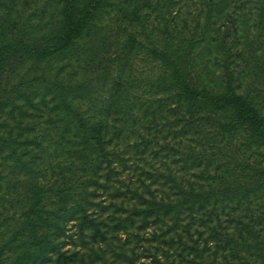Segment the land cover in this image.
Instances as JSON below:
<instances>
[{
	"label": "trees",
	"instance_id": "trees-1",
	"mask_svg": "<svg viewBox=\"0 0 264 264\" xmlns=\"http://www.w3.org/2000/svg\"><path fill=\"white\" fill-rule=\"evenodd\" d=\"M51 2L44 31L0 44V114L20 110L0 131V264H264V113L236 65L264 77V0ZM124 4L162 21L151 95L96 49L68 56ZM12 57L37 65L7 80Z\"/></svg>",
	"mask_w": 264,
	"mask_h": 264
},
{
	"label": "rangeland",
	"instance_id": "rangeland-1",
	"mask_svg": "<svg viewBox=\"0 0 264 264\" xmlns=\"http://www.w3.org/2000/svg\"><path fill=\"white\" fill-rule=\"evenodd\" d=\"M53 2L51 0H0V44L1 39L5 37L3 31L16 32L18 30H24L25 28V30H31L32 32L44 31L48 21H50V16L53 11L51 4ZM123 6L132 9V12L129 11L128 13L123 11L121 13L113 9L107 10L103 17L99 16L95 22V26L90 28L83 38L73 46L72 50L68 52V56L71 57L86 49L88 50L87 56H93L92 51L96 49L98 51L96 55L99 56V63L108 65L104 74L105 76L111 75L113 80L117 81L121 76L123 77L128 69L130 73H128L129 76L126 78L129 80L136 78L133 90L140 91L146 89V95H151L149 93L151 91L149 90V86L138 88L137 84L139 82L151 84L147 80H155V78L161 75L160 64L147 56L148 50L144 47L145 44L149 43L151 37L159 38L160 35H155L156 33H154L148 38L144 30L148 25L151 30H154V28L158 27L161 19L157 18L155 21L151 20L150 22L145 17L146 13L143 12V14L139 13L143 17V19L141 18L139 20L137 19L139 16L133 13V11L137 12L133 5L124 4ZM226 32L224 31L223 36L227 35ZM122 54L124 56L121 58L120 55ZM127 55L131 57L124 67L122 62L121 64L118 62V59L121 58L120 61H122ZM86 59L89 61L90 57H86ZM259 62L261 63V60ZM254 63V60L244 58L238 59L236 65L237 70H241L248 75V79L245 82L246 85L242 90L243 94L247 99L255 101L253 103L264 113V77L263 74L257 73V68L254 67ZM34 65L36 66L37 64L33 61L28 60L24 62L23 58L12 57L6 61L3 67V77L9 80L19 70L21 76L18 79L21 80L24 74L28 73V69H32ZM238 65L240 68H238ZM29 79L30 76H28ZM20 85L18 84L17 87ZM2 113L4 114H0V123L2 125H0V131L6 129L5 124H10L13 121L10 117L18 116L20 110L9 105L5 112ZM32 122H34L33 119ZM243 137L247 136L243 134Z\"/></svg>",
	"mask_w": 264,
	"mask_h": 264
}]
</instances>
